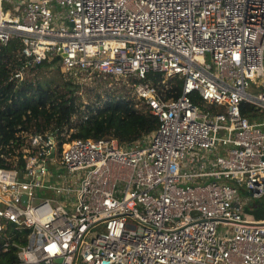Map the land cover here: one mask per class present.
<instances>
[{
    "label": "built area",
    "instance_id": "1",
    "mask_svg": "<svg viewBox=\"0 0 264 264\" xmlns=\"http://www.w3.org/2000/svg\"><path fill=\"white\" fill-rule=\"evenodd\" d=\"M13 37L10 81L48 60L69 82L123 85L158 119L132 144L62 132L59 146L35 125L0 140L13 264H264L249 213L264 195V0H0V44Z\"/></svg>",
    "mask_w": 264,
    "mask_h": 264
},
{
    "label": "trees",
    "instance_id": "2",
    "mask_svg": "<svg viewBox=\"0 0 264 264\" xmlns=\"http://www.w3.org/2000/svg\"><path fill=\"white\" fill-rule=\"evenodd\" d=\"M20 49V41L15 37L6 44H0V140L7 142L14 138L19 126L35 125L38 130L48 128L57 131L59 146L65 138L62 132L68 138L114 136L122 143L132 144L157 127V116L137 109L130 97L82 102L73 95L70 84L59 87L40 79L20 83L10 81V72L22 62ZM148 78L156 81L161 78V74L153 75L150 72ZM181 85L179 78L171 77L165 96H178ZM242 107L243 113L251 120L258 118L259 114L253 105L243 103ZM252 204L253 208L249 210L251 217L264 219V195ZM16 261L14 252H0V264H13Z\"/></svg>",
    "mask_w": 264,
    "mask_h": 264
},
{
    "label": "rangeland",
    "instance_id": "3",
    "mask_svg": "<svg viewBox=\"0 0 264 264\" xmlns=\"http://www.w3.org/2000/svg\"><path fill=\"white\" fill-rule=\"evenodd\" d=\"M60 8V6H57ZM33 76L28 80H37L40 79L44 83L48 84H56L59 87H66L67 84H70V89L73 95L77 96L79 101L87 102L90 100L93 101H103L106 98H118V97H130L124 90L123 85L115 82L105 83L104 86H91V83H78L75 81L68 82V76L70 73L66 71H61L60 67L55 64V62L51 63L46 60L42 62L40 65L34 68ZM261 78L256 79L255 81L261 82ZM255 82H251V86L248 88L250 92L257 94L262 90V85L258 86V88L254 84ZM205 104V103H204ZM256 112L258 110L256 109ZM259 117V116H258ZM244 194L245 192L242 191ZM52 195L49 191L40 190V197H50ZM256 200L257 198H251L252 200ZM250 208H253V204L250 205Z\"/></svg>",
    "mask_w": 264,
    "mask_h": 264
},
{
    "label": "water",
    "instance_id": "4",
    "mask_svg": "<svg viewBox=\"0 0 264 264\" xmlns=\"http://www.w3.org/2000/svg\"><path fill=\"white\" fill-rule=\"evenodd\" d=\"M62 55H64V54L62 53Z\"/></svg>",
    "mask_w": 264,
    "mask_h": 264
}]
</instances>
